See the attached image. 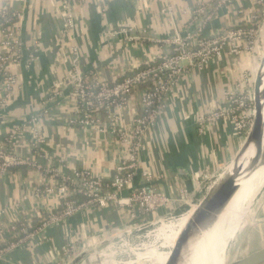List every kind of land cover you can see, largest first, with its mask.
Wrapping results in <instances>:
<instances>
[{
  "label": "crops",
  "instance_id": "obj_1",
  "mask_svg": "<svg viewBox=\"0 0 264 264\" xmlns=\"http://www.w3.org/2000/svg\"><path fill=\"white\" fill-rule=\"evenodd\" d=\"M82 1L0 0V11L20 14L14 23L23 43L20 63L12 66L17 87L11 99L0 108V142L12 130L24 127L40 111L57 84L64 95L61 105L37 126L46 138L42 155L66 166L67 170L90 169L103 180H109L118 165L113 140L92 133L83 136L78 128L67 126L63 121L67 111L66 86L73 71L72 48L77 47V70L84 76L92 72L102 74L105 79L120 77L135 66H144L148 57L156 58L158 52L150 39L172 37L192 29L185 10L216 0ZM66 4L71 5L74 13L72 30L66 27ZM168 7L172 12L163 13ZM254 15L258 16L259 23H264V0H236L205 26L204 35L248 26ZM120 27L127 29L128 34L109 38L108 33ZM257 53L244 52L237 57L226 54L209 62L203 70H189L174 85L165 112L149 133V152L142 155L144 166L160 176L154 182L158 190L179 200L183 190L187 191L188 198H199L207 180L235 160L242 143L232 132L231 124L220 120L200 127L196 119L227 106V94L241 86L245 78H251V71L257 67ZM24 131L28 141L26 128ZM20 148L27 156V146ZM178 169L188 174L190 182L184 183L176 172ZM18 171L13 177L0 178V207L19 202L26 195L20 214L25 216L34 209L43 212L47 200L38 201L28 193L38 174L24 168ZM140 184L138 175L134 186ZM183 205L188 206L182 202L172 212H178ZM128 225L127 212L118 208L81 212L60 226H51L41 240L8 254L0 264H60L66 259L62 249L67 244H77L78 249L85 251L77 264H90V259H95L93 255L97 257L98 252L113 244L114 235ZM127 239L132 242L130 237ZM110 259L115 260L111 256Z\"/></svg>",
  "mask_w": 264,
  "mask_h": 264
},
{
  "label": "built area",
  "instance_id": "obj_2",
  "mask_svg": "<svg viewBox=\"0 0 264 264\" xmlns=\"http://www.w3.org/2000/svg\"><path fill=\"white\" fill-rule=\"evenodd\" d=\"M234 1L216 0L185 10L192 29L172 37L150 39L158 52L156 58L148 57L144 66H135L120 77L115 75L105 79L102 74L92 72L84 76L77 70V47L72 48L73 71L66 86L67 111L63 121L67 126L78 128L83 136L92 133L109 136L113 140L118 158L115 174L111 179L103 180L90 169L67 170L66 166L42 155L46 138L37 126L55 114V108L61 105L64 95L56 84L40 111L31 116L24 127L12 130L0 142V178L13 177L21 168L29 169L38 174L37 181L30 186L29 196L38 201L47 200L43 212L34 209L25 216L20 212L26 195L19 202L5 203L0 207V261L34 240H41L51 226H60L78 213L108 207L127 212L129 225L114 235L113 240L121 242L120 258L126 256L134 261L141 258L137 252L141 249L139 246H143L140 243L144 240L141 232L158 224L165 225L168 222L166 216L173 213L172 208L188 198L186 190L181 191L180 200L158 190L154 182L160 176L149 171L142 160V155L149 152V133L165 112L172 88L189 70H203L209 62L226 54L237 57L243 52L256 50L260 36L257 25L263 23L257 21L256 15L249 27L238 26L213 36L204 35L205 26ZM64 8L66 27L72 30L75 27L72 7L66 4ZM5 11H0V17L5 15ZM162 12L170 14L172 11L168 7ZM11 17L16 20L20 14L11 12ZM127 34V29L120 27L112 29L108 36L114 38ZM22 51L23 43L15 23L0 22V108L11 99L17 87L12 66L20 63ZM249 81L245 78L241 86L227 94V106L198 116L197 125L202 127L226 120L237 137L248 135L252 125L247 121L252 96L251 91H244V87ZM25 128L28 141L24 136ZM21 145L27 146V156L22 154ZM138 175L141 184L135 187L134 179ZM136 220L140 222L136 223ZM127 237L139 242L133 244ZM81 251L77 244H67L62 249L66 259L60 264H68L81 255ZM106 257L110 259V256ZM112 264L118 262L115 260Z\"/></svg>",
  "mask_w": 264,
  "mask_h": 264
},
{
  "label": "bare ground",
  "instance_id": "obj_3",
  "mask_svg": "<svg viewBox=\"0 0 264 264\" xmlns=\"http://www.w3.org/2000/svg\"><path fill=\"white\" fill-rule=\"evenodd\" d=\"M262 117L264 127V111ZM253 155L254 150L251 147L244 156V162L251 159ZM233 163L234 161L223 171L209 191V205L216 199V191L217 187L220 185V182L224 181L228 175H231L234 166ZM245 165L246 164H243V166ZM240 186V192L237 194L228 208L223 212L220 220L213 227L212 231L208 235H203L198 243H196L194 246L193 252L196 256V264H227L228 260L225 257V254L228 250L229 243L236 238L238 239L239 229L241 228L242 224L245 223V219L251 208L250 204L253 202L254 197L256 198L258 196L264 186V169H261L252 179L243 182ZM248 201H250L249 204ZM207 213L208 208H202V202H200L198 205L191 206L189 212L183 215L177 221L171 224L163 225L159 228V230L154 235V239L156 241L163 239V247L165 249H171L176 244L172 256L166 264H171L174 262L183 253L182 250H185L189 245H191L198 232L205 224ZM190 226H193L192 232H190ZM208 238H210L209 242L205 244V242H207L206 239ZM203 244H205L204 249L207 253L201 257L202 254L197 249H200ZM234 247H236V244ZM231 250L233 251V247ZM231 250L228 252L229 255H231ZM161 255L162 254H160V256Z\"/></svg>",
  "mask_w": 264,
  "mask_h": 264
},
{
  "label": "rangeland",
  "instance_id": "obj_4",
  "mask_svg": "<svg viewBox=\"0 0 264 264\" xmlns=\"http://www.w3.org/2000/svg\"><path fill=\"white\" fill-rule=\"evenodd\" d=\"M84 3V0L82 1ZM202 4V3H201ZM262 25V26H261ZM250 25L248 24V27ZM260 27V36L258 38V43L256 46V50H254L255 52L259 51L258 54V60H257V67L255 68L254 71H251V78L250 81L246 84V86L244 87L245 90L244 91H251V98L249 101V106L251 108V112L249 114V117L247 119V121L249 123L253 122V85H254V79L258 70V67L261 64V61L264 59V23H261L259 25H257ZM244 53V52H243ZM249 54L252 52H248ZM250 110V109H249ZM247 137V134L242 137L239 138L242 145L245 142V139ZM227 168V167H226ZM225 168V169H226ZM224 170H221L220 172H218L217 174H215L214 178L207 180V182L205 183V185L203 186V191L199 192V198L193 199L191 196L190 198H187L184 202L187 205H183V207L181 206L178 210V212H173L171 215L166 216V219H168L165 223L166 224H171L175 221H177L179 218H181L183 215L187 214L191 208V206L194 205H198L201 200L205 197V195L211 190V188L213 187L214 183L217 181V179L219 178V176L223 173ZM250 203V201H248V204ZM250 210L247 214V217L245 219V223L242 224L241 228L239 229L238 232V239L236 238L235 240H232L229 243L228 246V250L225 254V257L227 258V264H230L236 260H239L247 255H249L250 253L260 249L261 247L264 246V186L261 189L260 193L258 194V196L255 198L253 202L250 204ZM161 226L158 224L154 227H151L149 229H144L141 234L144 237V240H141V244H143V246H139L141 247L140 250H138L137 252L139 253V255H141V258H139L137 261H134L133 259L130 258H126V256H124L123 258H119V249L121 248V242L118 241H111L110 246H107L106 248L103 249V251L98 252L97 257L95 255H93V257H95V259H90V264H112L115 260L116 262H118V264H166V260L169 257V254H166V250L163 246H164V240L163 239H159V240H155L154 239V235L156 234V232L159 230ZM158 228V229H157ZM138 240L133 239L132 243H138ZM236 242V243H235ZM236 244V247H234ZM233 247V251L231 250V248ZM173 248L169 249L170 251ZM231 250V255L228 254V252H230ZM184 250H182L183 252ZM118 252V253H117ZM105 253H107L106 256H111L113 258H115V260L113 259H109V257L105 256ZM127 253V252H126ZM81 254H85V251H81ZM93 254V252H92ZM109 254V255H108ZM160 254H162L160 256ZM229 255V257H228ZM160 256V257H158ZM172 256V255H171ZM157 257V258H156ZM171 258V257H170ZM175 258V255H174ZM196 256L195 254L192 255V257L189 259V264L193 263L196 264ZM89 264V263H87Z\"/></svg>",
  "mask_w": 264,
  "mask_h": 264
},
{
  "label": "water",
  "instance_id": "obj_5",
  "mask_svg": "<svg viewBox=\"0 0 264 264\" xmlns=\"http://www.w3.org/2000/svg\"><path fill=\"white\" fill-rule=\"evenodd\" d=\"M264 59L261 61L260 66L258 67L254 85H253V122L249 133L245 139V142L240 149L234 160L233 171L231 175L220 182V185L217 187L216 199L209 205V192L201 200L202 208H208L207 219L201 230L198 232L194 241L189 245L183 253L171 264H188L189 259L194 254L193 248L205 234H209L213 227L218 223L223 212L228 208L234 198L241 190V184L252 179L261 169H264V127H263V111H264ZM253 148L254 155L251 159L244 162V156L250 148ZM243 164H246L243 166ZM177 174L184 180V183L190 182V178L186 172L182 169H178ZM189 181H187V180ZM193 231V226H190V232ZM212 238V237H211ZM209 239H206L207 244ZM199 250V252L205 255L204 245ZM176 247L174 245L173 249L166 251V254H169V257L166 260V263L170 260V257ZM83 258V254L76 257L74 260L68 264H77ZM197 263V262H196ZM200 263V262H198ZM192 264V263H190ZM230 264H264V246L260 249L250 253L249 255L236 260Z\"/></svg>",
  "mask_w": 264,
  "mask_h": 264
},
{
  "label": "trees",
  "instance_id": "obj_6",
  "mask_svg": "<svg viewBox=\"0 0 264 264\" xmlns=\"http://www.w3.org/2000/svg\"><path fill=\"white\" fill-rule=\"evenodd\" d=\"M5 21L10 23H14L16 21L14 18L11 17V12L8 10L5 11V15L3 17H0V22H5Z\"/></svg>",
  "mask_w": 264,
  "mask_h": 264
}]
</instances>
